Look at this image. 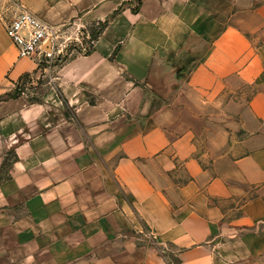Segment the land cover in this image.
Returning <instances> with one entry per match:
<instances>
[{"label":"crops","instance_id":"0c3cea01","mask_svg":"<svg viewBox=\"0 0 264 264\" xmlns=\"http://www.w3.org/2000/svg\"><path fill=\"white\" fill-rule=\"evenodd\" d=\"M13 1L106 22L41 67L0 15V264H264V0Z\"/></svg>","mask_w":264,"mask_h":264},{"label":"built area","instance_id":"2783aa9c","mask_svg":"<svg viewBox=\"0 0 264 264\" xmlns=\"http://www.w3.org/2000/svg\"><path fill=\"white\" fill-rule=\"evenodd\" d=\"M5 31L16 45L19 56L34 58L39 65L43 58L47 61L56 53L67 54L66 45L58 40V30L27 9L19 8L7 19ZM80 35L89 37L87 30L81 31Z\"/></svg>","mask_w":264,"mask_h":264},{"label":"rangeland","instance_id":"374dc122","mask_svg":"<svg viewBox=\"0 0 264 264\" xmlns=\"http://www.w3.org/2000/svg\"><path fill=\"white\" fill-rule=\"evenodd\" d=\"M0 2H1V4H0V15L1 16L10 17L15 11H17V4L13 0H1ZM97 28H98L97 22L88 24L86 30L89 33V37L85 36L84 38H81L82 40L75 41L74 44L72 42L69 43V45H67L65 48L67 50L66 51L67 54L74 50L73 47L81 48V49L85 48L83 50H88L92 45V37L90 35L91 30H93V29L97 30ZM81 29H82V31L85 32V29H83V28H81ZM80 37H81V35H80ZM58 40L60 42H63L64 37L60 35ZM62 53L58 54L55 57V59L61 60L64 56L67 55V54L63 55ZM46 63L47 62L43 58L40 66L43 67ZM42 80H43V78H42V74H41V70H40V72H37L35 74H30V75H27L26 77H23L21 80H19L17 87H18L19 91L21 93H23V95H25L28 99L37 98L39 93H40V90H41V85L43 82ZM10 157L11 156L9 154H3V156L0 157V163L2 164V166H6L5 164L8 162V159ZM2 175L3 176L5 175L4 171L2 172ZM165 250H166L165 254L167 255L168 261L171 263L174 262V264H176V261L174 258L175 255H174L172 248H168Z\"/></svg>","mask_w":264,"mask_h":264},{"label":"trees","instance_id":"16d2710c","mask_svg":"<svg viewBox=\"0 0 264 264\" xmlns=\"http://www.w3.org/2000/svg\"><path fill=\"white\" fill-rule=\"evenodd\" d=\"M105 22H106V20H104V21H98L97 23H98V28H97V30H95V29H93V30H91V33H90V35H91V37H92V40L95 38V36L99 33V31L101 30V28L104 26V24H105ZM27 75H24L23 77H26ZM22 77V78H23ZM21 78V79H22ZM16 92H19V89H18V87H17V89H16Z\"/></svg>","mask_w":264,"mask_h":264}]
</instances>
